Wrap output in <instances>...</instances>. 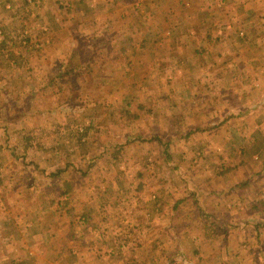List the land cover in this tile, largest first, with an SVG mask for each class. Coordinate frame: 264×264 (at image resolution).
Masks as SVG:
<instances>
[{"label": "crops", "instance_id": "1", "mask_svg": "<svg viewBox=\"0 0 264 264\" xmlns=\"http://www.w3.org/2000/svg\"><path fill=\"white\" fill-rule=\"evenodd\" d=\"M35 1L45 4L41 7L47 12V27L71 38L67 50L73 53L67 63L78 60V45L83 48L87 43V28L112 30L107 41L113 46L114 32L124 24L128 10L148 20L158 14L157 27L165 33L156 42L173 46L154 57L161 63L157 75L172 62L183 73L169 87L155 88V96H145L146 102L156 103L143 107L153 115L158 134L142 131L147 140H170L177 147L172 159L165 160L170 175L161 172L159 176L149 160L150 165L138 170L143 175L132 181L102 182L98 181L100 173L109 176L110 166L99 169L93 159L108 158V144L93 159L89 154L77 157L74 151L63 162L50 154L51 146L40 143L47 136L43 142L53 140L52 147H56L63 130H69L66 123L59 125L63 117L56 115L64 109L62 104L54 102L46 110L34 107L30 118H45L41 129L26 128L16 119L4 122L0 115V264H264V0ZM65 11L70 14L64 16ZM99 11L108 15L103 21H85L86 13L90 17ZM183 33L185 40L178 36ZM49 36L38 37L36 42L29 39L32 49L36 45L28 52L29 61L38 65L49 59L45 49L54 38ZM121 60L112 56V62ZM67 63L63 73L76 75ZM9 66L6 75L14 79L26 75ZM27 72L35 76L39 70ZM41 83H35L37 89ZM13 87L12 82L0 84V95L1 90ZM96 88H91L93 94ZM31 99L26 106L30 107ZM97 105L92 98L90 106ZM108 113L97 112L96 121L91 120L95 136L104 135V127L111 129L112 114ZM52 120L58 124L50 125ZM9 124L10 138L17 144L11 143L13 149L7 150ZM131 131L125 129L121 139L135 135ZM155 150L154 161L160 159L155 164L163 165L164 151ZM26 156L28 165H13ZM85 159L90 163L87 168ZM88 174L91 177L85 180ZM62 195L66 196L57 203ZM36 202L44 208L59 205L64 213L61 216L54 210L52 216L41 218L35 212ZM55 214L61 218L57 217L60 224L53 228L65 244L45 249L44 239L55 233L43 221L54 219Z\"/></svg>", "mask_w": 264, "mask_h": 264}, {"label": "rangeland", "instance_id": "2", "mask_svg": "<svg viewBox=\"0 0 264 264\" xmlns=\"http://www.w3.org/2000/svg\"><path fill=\"white\" fill-rule=\"evenodd\" d=\"M26 1L0 0V84L6 85L12 82L15 86L5 91L1 90L0 115H2L4 122L6 119H9V121L16 119L20 122L23 121L21 126H26V128L37 126L41 129L45 118H36L33 121L30 116L33 113L35 115L34 107L46 110L54 102L59 105L62 104L64 111L62 110L56 115L63 117L60 119L61 123L59 121V125L66 123L69 130L66 132L65 129L63 130L62 135L57 140L56 147H52V142L50 141L53 140L43 142V139L47 136L40 141L41 144H46L51 146L49 148H53L50 154L56 155L55 159L57 161L66 162L69 158L68 155L71 152L74 153V151L77 152V157L89 154L88 156L93 159L92 155L95 154V157L99 156L102 146L104 147L108 144L109 157L106 158L104 156L97 161L93 159L95 161L93 165L96 164L99 169L104 168L105 165H109L111 169L109 176L106 175V172L100 173L98 181L109 182V179H112V182H116L117 179L120 183L125 182V179L132 181L135 176L142 174L140 173V166L144 167L151 164L149 160L154 166H157L154 171L157 172L156 169H158L159 176L161 172L170 175L168 170L166 171L164 168L167 165L165 160L170 161L172 159L170 156L173 154L172 152L176 151L177 143L174 144L170 140L165 139L157 142H154L153 138L147 140L143 138L144 131H142L143 129H148L149 132L157 133L156 126H154L155 121L151 118L153 115L146 114V110L143 107L145 106L146 109H148L147 106L155 107L156 103H153V101L150 103L146 102L145 96H155L156 92H158L156 90L160 86L169 87L171 82L183 73L182 68L177 66V62H172L170 66L167 63L169 67L163 74L158 73L157 75L158 70L161 68V63L158 58L157 62H155L154 57H160L161 53L169 52L173 46L167 43L158 45L156 42V40L164 38L165 33L164 28L157 27L160 24V19H156L158 14L154 13L152 18L148 20L145 16L143 18L135 11L128 10L124 14L125 18H122L124 24L114 32L116 39L114 47L108 44L107 41V37L111 38L112 30L87 28V30H84L87 43H84L83 48L78 45V60L67 63L69 54L73 53V51L70 53L67 50L71 38L69 39L66 33H62L60 36L59 32L53 29L50 30L47 27L50 22L48 21L49 23H47L45 21L44 16L47 15V12L42 11L43 8L41 6L45 5L43 1H40L39 5H37L38 2L35 0H32L29 4ZM150 4L152 5V3ZM32 6L35 8L33 9ZM116 13H120L119 9L113 14L115 18L118 16ZM67 14L70 13L66 12L64 16ZM105 16H108L107 13L102 11L96 12L90 17L89 13H86V19L88 20L85 21H89L90 18L103 21ZM68 18L70 17L65 19ZM175 19V22L179 24V17L175 16ZM144 23L146 24V30ZM43 28H47V31H44ZM49 34V37H54L50 39L53 43L45 49V53L49 54V59L43 62L40 61L38 65L33 60L29 61L31 59H27L28 52L36 49V45L32 49L34 44L29 39L32 38L36 42V40H39L38 37L45 38ZM178 36L184 40L187 38L185 33ZM112 56L122 58L121 62H112ZM124 57H128L129 61L127 62V58L124 61ZM26 60L28 61L25 62ZM66 63L76 70V75L63 73ZM9 65L15 68L14 70H17V72L19 71L18 74L25 72L26 75L24 77L20 75L16 79L6 75L10 71ZM113 66H115V69H113ZM32 68L39 70L37 72L38 75H27V70ZM39 81H42L39 85L40 91L35 93L36 90H39L35 83ZM93 86L94 88L98 87L95 90L96 92H94L95 94L91 90ZM31 97V102L29 101L31 103L30 107L26 106V101ZM92 98L98 101L99 105L97 107L90 106ZM144 101L146 105H143ZM107 110H109L108 114H112L108 121L111 129L104 127V129H101L105 131L103 132L104 135L99 133V135H96L98 137H96L95 124H92L91 120L96 121V118H98L97 112L101 111L106 114ZM114 117L115 119L111 120L115 122L113 126L110 119ZM53 120L49 121L51 124L48 123L52 126L58 124V121L53 122ZM15 125H18V123ZM11 127L10 125V131H6V133L9 132L7 139H5V142L8 141L7 150L13 149L11 143L17 144L16 140L12 141L10 138L13 135ZM76 127L77 129L80 127L82 130L76 132ZM129 128L132 130L130 134L134 132L135 135H132L130 139L127 138V140L121 139L124 136L121 137L120 134L125 133V129L128 130ZM157 136L152 135V137ZM79 139L83 141L79 142ZM113 141H115L113 143L115 144L114 147L111 145ZM155 149L164 151L163 157L161 156L163 165L155 164L160 162L159 158L154 161L153 155L157 152ZM27 158L28 156H26V159L18 158L14 164L13 161L11 164L24 167L29 163ZM76 164L78 163L76 162ZM89 164L88 160L85 159L83 162L84 168L90 166ZM93 168L95 167L92 166L90 169ZM89 177L91 175L88 174L85 180ZM63 196L66 195L59 196L57 203ZM119 196L123 195L118 193ZM35 209L36 215L37 212H40L38 214L41 215V218L47 215L49 217L52 216L54 210H59L58 213L60 212L61 216L64 213V208L60 209L59 205L56 208L54 206L51 208L45 206L44 208L42 204L39 205L36 202ZM54 216H56L54 219L50 218L43 221L44 223H49L52 226L49 229L53 230V227H57V224H60L59 218H61L58 214ZM54 233H49V236L44 239L43 247L45 249L65 244L64 237L58 236L55 230ZM110 239V237H107V241ZM42 240L43 238H41ZM41 241L39 240L38 242L40 243ZM70 241L72 244L76 241L73 234ZM120 245L121 243L117 246ZM105 260L107 258H104Z\"/></svg>", "mask_w": 264, "mask_h": 264}]
</instances>
